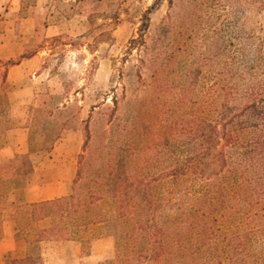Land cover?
Masks as SVG:
<instances>
[{"label":"rangeland","instance_id":"1","mask_svg":"<svg viewBox=\"0 0 264 264\" xmlns=\"http://www.w3.org/2000/svg\"><path fill=\"white\" fill-rule=\"evenodd\" d=\"M4 11L10 17L0 38V131L25 126L30 131L31 154L2 168L1 174L9 179L0 181V208L12 190L26 185L34 168L52 175V168L70 160L75 163L76 180L85 154V122L93 117L97 119L91 129L93 150L81 165L80 200L86 208L55 216L62 231L57 240L80 236L89 249L93 239L112 236L108 224L98 223L105 216L115 218L111 199L92 205L90 196L105 188L104 179L97 182L103 146L108 149L103 155L107 159L119 122L122 128L132 123L137 128V178L148 183V171L149 178H158L150 192L158 204L168 205L164 222L184 220L179 229V244L185 247L181 261L264 264V157L256 161L244 148L239 151L244 155L238 157L234 148V164L222 172L225 178L218 190L208 181L214 177H210L213 170H219L216 164H201L195 169L199 174L190 171L177 179L162 176L164 169L187 157L185 145L174 156L162 153L148 168V151H144L148 132L142 129L143 124L148 127V101L153 98L158 106L174 108L164 109L169 124L187 114L212 122L222 102L218 94L243 80L240 75L233 80V74L248 75L253 68L254 81L264 83V0H18L5 2L0 8ZM34 15V23L21 21ZM30 59L34 60L9 74ZM156 72L160 85L154 80ZM25 87L32 98L19 105L20 117H12L19 100L14 97L12 104L9 94ZM181 101L187 103L185 107L179 106ZM142 107H147L143 120ZM99 112L104 125L98 120ZM121 139L128 141L123 134ZM172 143L177 149L179 137ZM246 143H251L247 133L237 146ZM74 188L73 183L71 193ZM35 210L26 207L24 217ZM24 235L31 246L38 241L39 234L30 226ZM119 237L118 247L113 237L111 259L100 264H147L128 261L140 257L145 239ZM31 254L35 255L33 246Z\"/></svg>","mask_w":264,"mask_h":264},{"label":"trees","instance_id":"2","mask_svg":"<svg viewBox=\"0 0 264 264\" xmlns=\"http://www.w3.org/2000/svg\"><path fill=\"white\" fill-rule=\"evenodd\" d=\"M237 75L243 78L240 86L233 83L227 88L224 87L222 93L218 94L222 102L219 114L212 122H206L201 118L187 114L189 118L183 116L176 122L169 124V114L164 109L172 111L174 108L171 106H158L155 103V98L148 101V127L144 124L142 126V129L146 133L148 132V150H144L145 154L148 151V168L151 166V160L158 159L162 156V153L170 157L174 156L175 151L179 153L178 151L182 150V146L185 145L187 146L185 151L187 157L179 158L174 166L164 169L162 176H171L177 179L182 174L190 171L199 174L195 169L201 164H216L219 170L214 169L210 176L214 177L209 178L208 181L211 184L210 186L220 190L222 186L219 183L222 182V178H225V176H222V172L230 164H234L231 153L234 148L239 153L238 157L244 155V153L239 152L242 148L245 149L246 154L249 151L250 156L256 161L264 157V83L254 81L256 78L253 74V68H249L248 75L243 73L233 74V80H236ZM154 80L160 85L161 76L159 72L154 73ZM191 84L187 85V89L191 87ZM186 104L181 101L179 106L185 107ZM146 108L142 107L139 111V117L142 120L145 116L143 110ZM102 114L101 112L98 113V120L101 121V125H104L105 120L102 121L104 119L101 117ZM96 121L97 119L93 120L92 117L85 122V154L80 160L82 166L83 162L87 161V155L91 154L93 150L91 129ZM109 122L111 120L106 121L105 124H109ZM119 124L121 125L120 122ZM119 124L118 133L114 135L113 142L110 145L112 146V152L110 154L109 152L106 153L111 157L106 159L103 156L108 150L106 146H103L101 154L103 162L97 169V182L104 179L103 186L105 188L90 196L93 202L92 205L110 198L111 206L115 209V218L110 220L105 216L98 223L109 225L110 233L115 238L117 247L119 246V236L122 234H124V237L127 236L136 240L145 239L146 246L141 250L140 257L136 260L128 259L129 262L143 260L147 264H197L191 262L190 259L181 261L180 253L184 254L185 247L179 244V229L184 220L179 218L178 220L164 222L162 215L168 205L158 204L152 198L150 188L152 182L158 178L155 179L153 176L149 178L148 171V183L145 184L144 179L136 176V138L134 137L137 130L136 126L130 123L128 127L122 128ZM66 126H68L67 122L63 125V128ZM9 129L11 127L0 131V134ZM175 130H180V134L176 133ZM121 133L128 137L127 142L121 139ZM246 133L251 137V143L241 144L238 147L237 144L241 139V135ZM178 137V147L174 149L172 148V139L175 141ZM131 138L134 139L129 143ZM139 163L145 166V162ZM81 165L78 178L74 180L73 193L66 197L34 205L37 210L33 212L34 220L44 216L64 217L67 214L86 208L80 200L82 195L80 188L83 182L81 179L83 171ZM202 173L204 172L202 171ZM104 194L108 196L104 197ZM203 215L207 216L205 212ZM122 220H125V222L121 223ZM25 230L26 227L20 224V231L24 232ZM168 241H171L169 246L167 245ZM36 253H38V249H35V255ZM26 261L30 262L29 264L37 263V257L35 260L28 259Z\"/></svg>","mask_w":264,"mask_h":264},{"label":"crops","instance_id":"3","mask_svg":"<svg viewBox=\"0 0 264 264\" xmlns=\"http://www.w3.org/2000/svg\"><path fill=\"white\" fill-rule=\"evenodd\" d=\"M7 1L15 3L18 0H0V8ZM9 17V13L0 12V38L7 31ZM36 19L37 16L34 15L21 19V21L24 24H29L34 23ZM34 59L14 66L10 69L9 74ZM31 96L30 90L26 87L19 88L18 91L9 94L12 104L14 97L19 100V104L17 103V106L12 110V117H20L19 113H21L22 108L19 110V105H24L26 100L32 98ZM29 135L30 131L25 126H16L0 134L2 138L0 142L1 182H6L9 179L1 174L2 168L21 156L31 154V147L27 140ZM68 161V164L52 168V175L48 174L49 171H43L42 168L40 171L37 168L32 169L26 177V185L24 184L25 186L20 189L12 190L8 195L7 200L0 208V264H12L11 261L15 259L35 260L36 257L38 264H100L106 259H111L114 243L112 236L93 239L88 249L80 236L76 239L57 240L58 235L62 233L58 217L44 216L34 220L32 211L27 218L24 217L25 213L23 211L26 207L34 208L36 204L70 195L76 168L75 163ZM16 176L19 175L16 174ZM23 217L24 220L30 219V222L23 224ZM20 224L23 227L30 226L31 231L34 230L35 233L39 234L38 241L32 245L35 249H38L36 255L31 254L30 240L24 235V232L20 231ZM69 230L80 234V231L75 228H69ZM10 256L11 261L9 260Z\"/></svg>","mask_w":264,"mask_h":264}]
</instances>
